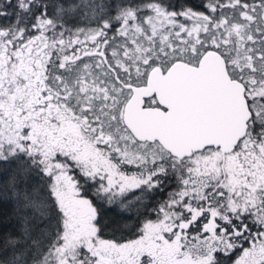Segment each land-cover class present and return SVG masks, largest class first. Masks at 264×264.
<instances>
[{"label":"snow or ice","instance_id":"snow-or-ice-1","mask_svg":"<svg viewBox=\"0 0 264 264\" xmlns=\"http://www.w3.org/2000/svg\"><path fill=\"white\" fill-rule=\"evenodd\" d=\"M3 20L0 264H264V0H3Z\"/></svg>","mask_w":264,"mask_h":264},{"label":"trees","instance_id":"trees-1","mask_svg":"<svg viewBox=\"0 0 264 264\" xmlns=\"http://www.w3.org/2000/svg\"><path fill=\"white\" fill-rule=\"evenodd\" d=\"M171 3L179 5L180 3H184L185 0H170ZM188 3L193 6H199L201 0H187ZM76 26H92L89 25L87 21H78ZM94 26V25H93ZM65 28L73 29L75 26L72 23L65 25ZM175 187V182H171V184L165 188V190L158 194L156 200H163L167 197L168 193L171 192ZM153 201V203L156 202ZM102 223L106 224L107 227L104 229V234L107 238H112L113 233L116 236H125L130 237V233L128 229L135 222L134 220L125 219L124 216L120 215V210L116 206H108L102 209ZM127 215V214H125ZM16 230V219L12 214V207L10 204L0 203V235L15 232ZM134 232L135 229H132ZM3 252V242L0 240V254Z\"/></svg>","mask_w":264,"mask_h":264},{"label":"rangeland","instance_id":"rangeland-1","mask_svg":"<svg viewBox=\"0 0 264 264\" xmlns=\"http://www.w3.org/2000/svg\"><path fill=\"white\" fill-rule=\"evenodd\" d=\"M0 2H3V0H0ZM9 11H11V9H9ZM0 22L7 23V20H3V21H0ZM79 27H90V26H79ZM72 31H75V28H73ZM66 38H67V34H66Z\"/></svg>","mask_w":264,"mask_h":264}]
</instances>
